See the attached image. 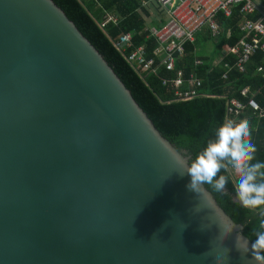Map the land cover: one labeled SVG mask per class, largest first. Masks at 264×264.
Listing matches in <instances>:
<instances>
[{
	"label": "water",
	"instance_id": "1",
	"mask_svg": "<svg viewBox=\"0 0 264 264\" xmlns=\"http://www.w3.org/2000/svg\"><path fill=\"white\" fill-rule=\"evenodd\" d=\"M53 0H0V264H264Z\"/></svg>",
	"mask_w": 264,
	"mask_h": 264
},
{
	"label": "trees",
	"instance_id": "2",
	"mask_svg": "<svg viewBox=\"0 0 264 264\" xmlns=\"http://www.w3.org/2000/svg\"><path fill=\"white\" fill-rule=\"evenodd\" d=\"M75 24L77 30L99 51L115 74L130 91L133 99L146 112L159 133L189 158L193 172L214 195L230 220L243 228V235L257 246L264 245V120H256L244 110L238 123L226 121V101L217 98H196L177 101L171 88L162 86V77L173 76L160 69L158 75L139 76L114 49L113 43L122 35L132 36L133 48L144 46L147 58L157 47L154 38L144 33L146 21L140 0H53ZM264 7V0H257ZM107 13L119 18L118 26L109 23L102 29L100 22ZM257 17V13L251 16ZM224 31L231 29L229 39L221 45L234 46L240 34L243 17L235 10L231 17L217 15ZM210 43L207 31L198 33L194 44L186 45L184 61L177 64L185 76L194 72L202 80L201 92L222 94L232 87L229 98H240L239 91L249 88L250 95L264 108V55L251 57L247 71H232L227 81L220 80L222 70L204 56L202 65L194 66V56H203L198 48ZM217 48V47H216ZM226 87V88H229ZM246 102V100H244ZM237 169L234 178L229 166ZM264 261V250L259 256Z\"/></svg>",
	"mask_w": 264,
	"mask_h": 264
},
{
	"label": "built area",
	"instance_id": "3",
	"mask_svg": "<svg viewBox=\"0 0 264 264\" xmlns=\"http://www.w3.org/2000/svg\"><path fill=\"white\" fill-rule=\"evenodd\" d=\"M141 7L147 9L154 2L158 12L163 13L165 21L157 22L159 28H145L147 38H154L157 47L152 52V57L147 58L144 46L133 48L132 36L122 35L113 43L114 49L133 68L139 76L158 75L160 69L173 76L162 77L161 84L171 88L177 101L187 102L196 98H217L226 101V121L238 123L244 110H249L254 119L264 120V108L251 98L249 88L245 87L239 91L240 98L232 97V87L225 86L222 94H205L201 92L202 80L194 72L185 76L182 68L177 64L184 61L186 45L194 44L198 33L207 31L210 42L217 44L223 37L229 39L232 35L231 29L224 31L217 21L218 13L224 17H231L235 10L243 17L238 27L240 37L234 46L225 45L223 48L215 49L208 56L213 65H219L222 73L221 80L227 81L232 71L244 74L251 57L257 53L264 55V7L257 0H140ZM141 13V10H138ZM257 13L253 19L251 16ZM142 14V13H141ZM142 16V15H141ZM146 19V18H144ZM109 23L118 26L119 18L112 13H107L100 22L102 29ZM202 50V48H198ZM207 55L194 56V66L202 65L201 59ZM258 73L264 78L261 67ZM229 87V88H226ZM246 100V102L244 101ZM234 170V166H229Z\"/></svg>",
	"mask_w": 264,
	"mask_h": 264
},
{
	"label": "crops",
	"instance_id": "4",
	"mask_svg": "<svg viewBox=\"0 0 264 264\" xmlns=\"http://www.w3.org/2000/svg\"><path fill=\"white\" fill-rule=\"evenodd\" d=\"M145 1H149V0H145ZM147 12H148V16L147 15H145V14H141L142 15V18L144 19V18H146V19H144L145 21H146V27L145 28H159L160 27V24L157 22V20H158V17L160 18V22H164L165 21V16H164V14L163 13H159L158 12V9H157V7H156V5H155V3L154 2H151L149 5H148V7H147V9H145ZM159 15H161V16H159ZM226 45V44H225ZM225 45H221V47L220 48H218L219 46H220V42H218L217 44H214L213 42L211 43H207L206 44V46L203 48V47H201L202 48V52L205 54V55H207V56H209L210 54L212 55V53H213V51L215 50V49H221V48H223ZM217 47V48H216ZM208 49H210V50H208ZM212 50V51H211ZM251 61V60H250ZM250 63V62H249ZM220 80H221V76H220ZM223 81V80H222ZM234 166V165H233ZM231 173H232V175L234 176V178H236V176H237V169L234 167V170H231L230 171Z\"/></svg>",
	"mask_w": 264,
	"mask_h": 264
},
{
	"label": "rangeland",
	"instance_id": "5",
	"mask_svg": "<svg viewBox=\"0 0 264 264\" xmlns=\"http://www.w3.org/2000/svg\"><path fill=\"white\" fill-rule=\"evenodd\" d=\"M159 16H161V15H159ZM208 50H210V49H208ZM212 51V50H211Z\"/></svg>",
	"mask_w": 264,
	"mask_h": 264
}]
</instances>
